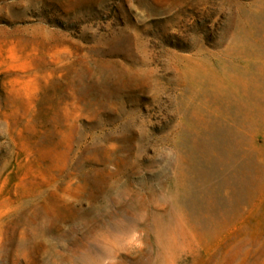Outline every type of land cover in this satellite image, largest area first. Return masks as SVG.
I'll return each instance as SVG.
<instances>
[{
  "label": "rangeland",
  "instance_id": "1",
  "mask_svg": "<svg viewBox=\"0 0 264 264\" xmlns=\"http://www.w3.org/2000/svg\"><path fill=\"white\" fill-rule=\"evenodd\" d=\"M0 264H264V0H0Z\"/></svg>",
  "mask_w": 264,
  "mask_h": 264
}]
</instances>
